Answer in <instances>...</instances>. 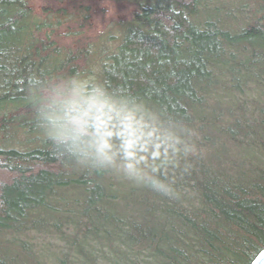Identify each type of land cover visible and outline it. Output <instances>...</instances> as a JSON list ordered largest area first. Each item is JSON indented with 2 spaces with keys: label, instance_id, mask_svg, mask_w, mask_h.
Wrapping results in <instances>:
<instances>
[{
  "label": "trees",
  "instance_id": "1",
  "mask_svg": "<svg viewBox=\"0 0 264 264\" xmlns=\"http://www.w3.org/2000/svg\"><path fill=\"white\" fill-rule=\"evenodd\" d=\"M129 5L115 35L0 0V264H250L264 247V0ZM71 76L190 130L161 170L175 198L54 156L33 87Z\"/></svg>",
  "mask_w": 264,
  "mask_h": 264
},
{
  "label": "clouds",
  "instance_id": "2",
  "mask_svg": "<svg viewBox=\"0 0 264 264\" xmlns=\"http://www.w3.org/2000/svg\"><path fill=\"white\" fill-rule=\"evenodd\" d=\"M32 103L57 159L175 198L161 170L178 167L194 151L192 133L178 122L76 76L37 81Z\"/></svg>",
  "mask_w": 264,
  "mask_h": 264
},
{
  "label": "rangeland",
  "instance_id": "3",
  "mask_svg": "<svg viewBox=\"0 0 264 264\" xmlns=\"http://www.w3.org/2000/svg\"><path fill=\"white\" fill-rule=\"evenodd\" d=\"M47 1L51 2L53 9L59 6L67 7L65 11L72 16L82 17L87 14L89 20L93 21L97 33L100 31L104 33L111 27V32L115 35L116 26L124 22L131 9L130 0H37L40 4Z\"/></svg>",
  "mask_w": 264,
  "mask_h": 264
},
{
  "label": "water",
  "instance_id": "4",
  "mask_svg": "<svg viewBox=\"0 0 264 264\" xmlns=\"http://www.w3.org/2000/svg\"><path fill=\"white\" fill-rule=\"evenodd\" d=\"M250 264H264V247L258 252Z\"/></svg>",
  "mask_w": 264,
  "mask_h": 264
}]
</instances>
